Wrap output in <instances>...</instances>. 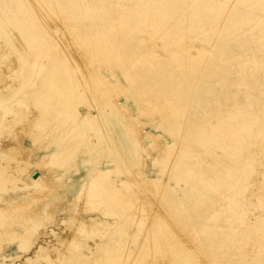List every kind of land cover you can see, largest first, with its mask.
Here are the masks:
<instances>
[{"label": "rangeland", "instance_id": "374dc122", "mask_svg": "<svg viewBox=\"0 0 264 264\" xmlns=\"http://www.w3.org/2000/svg\"><path fill=\"white\" fill-rule=\"evenodd\" d=\"M54 1L63 5L62 13H59L63 19L71 16V10L77 12L85 7L90 10L79 11L80 20L67 24L49 11L48 0H0V33L8 30L10 40H19L20 46L26 49L23 55L29 60L33 59L28 53L30 47L47 42L42 49L41 46L37 48L38 65L33 78L44 68L42 64H48L57 55V61L63 68L56 73L61 75L66 86L70 85L71 78H75L78 92L85 94L79 98L84 100L83 103L79 99L77 102L81 103L79 106L84 115L88 111L87 105L95 104L92 107H97V110L101 107L106 117L102 122L82 129L74 127L73 114L61 111L56 121L46 118L43 131L39 130L34 145L21 130L25 127V116L40 117L34 103L21 100L18 104L9 105L3 113L0 139L8 144L22 131V144L33 150L16 151L21 155L19 165L3 163L8 171L2 173L5 182L0 181V209L16 207L5 215V219L1 217L0 264H47L44 259L28 261L34 248L25 253L18 247L22 238L33 231L32 228L35 229L32 237L37 243L40 240L36 237L47 231V227H50L48 231L59 232L63 239H72L74 226L62 224L60 220L64 215L68 219L97 218L111 224L130 217L127 220L129 226H121L114 237L106 239L108 246L103 252L108 255L114 252L112 254L116 258L128 257V264H264V0H162L161 12L152 16L156 31L138 22L147 15L145 2L148 0ZM103 3L110 5L113 12L99 10ZM45 7L50 8L47 10ZM123 7L131 9L123 11ZM87 15L91 21L86 20ZM166 15L170 18L166 19ZM106 17L115 18V21H104ZM83 25L89 36H95L93 34L103 28L122 30L118 34L120 40L143 39L147 48L169 61L171 56L165 49L167 45L173 51L180 46L191 48L194 56L203 51L206 59H200L190 67L187 61L184 66L170 61L163 64L164 67L148 71L141 68L144 63L131 62L128 67L139 80L127 82L115 55H95L88 44L82 43V34L71 33ZM56 39L66 51L57 52ZM29 42L32 45H28ZM6 43L0 38V57L7 60L4 65L0 58L1 80L4 75H9L7 65L10 63L14 69L20 68L19 54L14 49L7 51ZM84 48L88 51L86 54ZM45 49L48 51L44 55ZM95 73L112 81L115 73L123 87L114 93L115 96L104 94L105 89L102 86L96 88L90 78ZM155 89H160V100L154 97L149 103L150 97L157 92ZM106 95L110 96V101ZM110 102L114 108H123L124 118L118 117L117 108L110 107ZM142 107L148 109L144 115L139 112ZM56 131L59 134L56 135ZM174 144L178 147L172 156L175 159L168 164L164 149ZM66 147L71 149L65 158L53 162L49 156ZM158 160L164 163H156ZM96 170L110 172L105 177L109 186L119 188L122 181L130 179V187L113 196L104 189L105 182L95 185L89 193L94 198L85 201L88 210H98L91 213L90 210L85 211L82 199L77 198L83 194ZM31 176L33 179L42 177L46 187H35L37 185ZM141 177L160 179L161 182L154 184V192H146L135 186ZM84 194L82 196L85 197V191ZM173 198L183 207L177 210L178 213L170 207ZM131 203L136 205V209L129 208ZM165 215L178 217L174 220L176 227L179 223L208 231H177L175 234L170 229L161 228L157 231L161 233V245L156 248L144 246L139 250L136 239L143 227L142 230L146 231V219L149 224ZM32 217L38 219L32 221ZM35 222L43 225L35 228ZM49 223L53 224L47 226ZM131 223L143 224V227L134 229ZM257 224L260 226L255 229ZM215 227L221 230L216 231ZM125 234L129 237H124ZM51 237L48 241L54 247L57 237ZM98 237L97 241L100 240ZM84 240L81 236L76 237L62 261L96 264L92 256H83ZM120 241L125 244L123 247L119 245ZM88 244L94 246V241L88 240ZM124 250L128 252L122 253ZM207 251L212 258L209 259ZM53 252L51 257L58 260ZM4 258L8 261L5 262Z\"/></svg>", "mask_w": 264, "mask_h": 264}, {"label": "bare ground", "instance_id": "6f19581e", "mask_svg": "<svg viewBox=\"0 0 264 264\" xmlns=\"http://www.w3.org/2000/svg\"><path fill=\"white\" fill-rule=\"evenodd\" d=\"M44 1V0H43ZM46 2V1H45ZM95 2V1H94ZM146 3V14L144 18H141V19H138V22L144 26L145 28L146 27H153V29L155 30V26L153 24L154 19L152 16H156L157 14L156 13H159L161 12L162 10V5H163V1L162 0H148ZM42 4V3H41ZM48 6H51V10L49 9V11H52L54 13V15L56 16L57 19H61V21H64L67 22V24L70 22V21H79L81 18L79 15V11L81 10H90L89 7H85V8H79V11L75 12V11H72L71 12L69 11V13L71 14L70 17H67V18H61L59 13H62V7L63 5H60L58 2L54 1L52 2L48 0L47 2ZM71 5V4H70ZM192 5V4H191ZM47 6V5H45ZM97 6V5H96ZM46 8V7H45ZM47 9V8H46ZM47 9V10H48ZM76 9V8H75ZM98 9V8H97ZM123 11H127L129 9H131L130 7H123L121 8ZM66 10V9H65ZM99 10L101 11H112V7L110 5H106V4H102L101 7L99 8ZM167 10V9H166ZM64 11V10H63ZM68 13V11H67ZM105 13V12H104ZM52 14V13H51ZM92 15V14H91ZM96 15V14H95ZM129 15V14H128ZM54 16V17H55ZM88 16V15H87ZM86 17V20H89L91 21L92 18L88 16V18ZM170 15H166V19L170 18L169 17ZM112 17V16H111ZM163 19H161V21L164 20V17H162ZM63 19V20H62ZM85 19V18H84ZM108 19V20H107ZM160 19V18H159ZM43 20V19H42ZM110 20H113L115 21V18H107L104 20V21H110ZM127 20V19H126ZM83 21V20H82ZM94 21V19H93ZM119 21V20H118ZM135 21V20H134ZM42 22V21H41ZM124 22V21H123ZM127 22V21H125ZM63 23V22H62ZM81 23V22H80ZM79 23V24H80ZM87 24V22H85ZM90 23V22H89ZM102 23V22H101ZM117 23V22H116ZM115 23V24H116ZM157 23V22H156ZM127 25H129L128 23H126ZM131 24V23H130ZM162 24V23H161ZM168 24V23H167ZM40 25V24H38ZM97 25V23H96ZM24 26V25H23ZM46 27V25H44ZM65 26V25H64ZM81 26V25H80ZM79 26V27H80ZM92 26V25H91ZM104 26V25H103ZM118 26V25H117ZM36 27V26H35ZM119 27V26H118ZM129 27V26H128ZM136 27V26H134ZM133 27V28H134ZM161 27V26H160ZM132 28V27H131ZM162 28V27H161ZM2 28H0L1 30ZM39 29V28H38ZM72 29V28H71ZM77 30H72L71 33L73 34L74 32H78L80 34H82V37L84 38V40L82 41L83 44H88L90 51L91 53L93 54H99L101 55L102 57H108L110 55H115V60L118 62V66L122 69L123 71V76L124 78L126 79L127 82H131V83H134V82H138L139 80V77L138 75H136L131 69H129L128 65L129 63L132 64L131 62H135V61H138L139 63H144L145 65L144 66H141V68H143V70H147L150 69V68H160V66L162 67L163 64H166L167 62H170V61H174L176 64H178V62H180L181 64H184L186 63L185 61H187L189 67L194 65L196 63V61H199L200 59H206V56L204 54L203 51H199L198 52V56H194L192 53H191V48H188V47H178L177 50H171L170 47L165 46V49L167 52H169L170 56H171V60H167V59H164L162 58L161 56H159L157 53L153 52L152 50H150L149 48H147V46L145 45V41L143 39H133V40H129L128 39L126 40H120L118 37H119V33L120 32H123L122 30L119 31L118 29H107V28H103L100 32L98 33H94L93 35L95 36H89L87 34V30L85 29V25H83L81 28H76ZM164 29V28H163ZM58 30V28H57ZM136 30V29H135ZM152 30V31H154ZM158 30V29H157ZM36 31V29H35ZM133 31V30H132ZM156 31V30H155ZM159 31V30H158ZM169 31V30H168ZM2 32V31H1ZM9 31L7 30L6 32H2L0 33V38L6 40V47L8 48L7 51L9 50H12L14 49L17 54H19V61H20V68L17 69V68H13V63H10L9 65H7V67L10 68V73L8 76L4 75L3 76V79L1 80L0 79V124L2 122V118H3V113H5V111H7L8 107H10L9 105H13L14 103H19L21 100L25 101L26 102H33L35 107L38 109V113L40 115V117L38 119H34L36 118V116H30V115H27V117L25 116L24 118V128H22L21 130L23 132H26V135L27 137H29L31 139V142L32 144H36V141L38 140V137H39V130L42 129L47 121V117L50 118V121H56L57 117L59 116L60 112L61 111H68L70 114H73L74 116V127L76 128H86L92 124H96L97 122H102V118H105L106 116L104 115L105 113H103V110H100L98 109L97 110V107H95V109L92 107L94 106L95 104H90L89 107L86 102L85 104L87 105L88 107V111L85 113H83L82 111V107H80L79 105L81 103H77L78 102V99L79 98H83L84 97V93L83 95L81 94V92H78L76 86L77 84L75 82H77V80L75 78H71V81H72V84L69 82L70 85H65L66 83H64V80L63 78L61 77V75L57 74L60 70H58L59 68L62 67L61 63H59L57 61V58L58 56H54L52 58V60H49L48 64L47 62L42 64V66H44V68L40 71L39 74L36 73L35 77L33 78V73L38 65V63L36 64V60L39 56L36 55V53H39L37 48H40L42 49L43 46L47 43V42H40V44L38 46H35V45H32V43L29 42L28 45H32L29 49V52L30 54H32V57L33 59L32 60H29V59H26L27 57H24V53H26V49L23 47V46H20L19 44V40H10L9 36L10 34L8 33ZM23 34H24V31H21ZM27 32V31H26ZM46 32V31H44ZM49 32H51V30H49ZM125 32V31H124ZM12 33V32H11ZM32 33V32H31ZM131 33V32H130ZM142 33V32H141ZM155 33V32H154ZM122 34V33H121ZM166 34V32H165ZM27 35V34H26ZM46 35H50L48 33H46ZM168 35V34H167ZM33 36V35H32ZM41 36V35H40ZM47 36V38H49ZM29 37V36H27ZM54 37V36H53ZM38 38V36H37ZM42 38V36H41ZM51 38V36H50ZM136 38V37H135ZM9 39V40H8ZM32 39V37H30V40ZM29 40V41H30ZM41 40V39H40ZM43 40V39H42ZM27 40H25L26 42ZM33 41V39H32ZM31 41V42H32ZM28 42V41H27ZM26 42V43H27ZM55 42V41H54ZM58 42V49H57V52H61L62 50L63 51H66V49L64 50L63 47H61L60 43L57 39H56V43ZM167 43V41H165ZM51 43V42H50ZM165 44V43H164ZM57 45V44H56ZM127 45V47L125 46ZM166 45V44H165ZM62 46H64L62 44ZM146 46V47H145ZM53 47V45H52ZM54 48V47H53ZM51 49V48H50ZM46 50L45 49V52H44V55L46 53ZM59 50V51H58ZM48 51V50H47ZM84 51H85V54L86 52H88L86 50V48H84ZM56 52V53H57ZM5 54V53H4ZM51 54V53H50ZM65 54V53H64ZM3 55V52H1V56ZM49 56V54H48ZM47 56V57H48ZM4 57V56H3ZM3 57H0L1 58V63L4 62L3 64L6 65V61L3 60ZM66 57V56H65ZM42 58V57H41ZM51 59V58H50ZM44 61V60H43ZM180 64V65H181ZM205 64V63H204ZM41 65V63L39 64V66ZM199 65V63H198ZM201 65V64H200ZM199 65V66H200ZM203 65V64H202ZM201 65V66H202ZM16 66V65H15ZM182 66V65H181ZM164 67V66H163ZM180 67V66H179ZM203 67V66H202ZM1 68V67H0ZM63 68V67H62ZM186 68V67H185ZM196 68V67H195ZM200 67H198L199 69ZM63 70V69H62ZM110 72L111 71V68L109 69ZM142 70V69H141ZM156 70V69H155ZM190 70V69H189ZM1 71V70H0ZM64 71V70H63ZM62 71V72H63ZM187 71V69H186ZM57 72V73H56ZM79 72V71H78ZM155 72H158V71H155ZM160 72V71H159ZM61 73V72H60ZM161 73V72H160ZM65 74V73H64ZM80 74V73H79ZM99 74V75H98ZM96 74L95 73V77H93L92 79V76H90L91 80L95 83L96 85V88L98 86H102V88H104L105 90H102L105 92L104 94L107 93V95H110L111 97L112 96H115L114 93L116 94L118 90H120V88H122V84H121V81L119 80L118 76L113 73L112 74V79L113 81L110 79V78H107L103 75H101L100 73ZM32 75V76H31ZM63 75V74H62ZM178 75V74H176ZM0 77H1V74H0ZM7 77V78H5ZM75 77V76H74ZM166 77V76H165ZM162 78V77H161ZM7 79V80H6ZM8 79L11 80V82L9 81L8 82ZM30 79V80H28ZM27 80V81H26ZM67 80V78L65 79ZM116 80V81H114ZM155 79H153L154 81ZM167 80V79H166ZM162 81V79H161ZM91 83V82H90ZM94 83H93V87H94ZM155 83V82H154ZM76 84V85H75ZM162 84V83H161ZM155 85V84H154ZM80 86V84H79ZM150 86V85H149ZM172 86V85H171ZM170 86V87H171ZM95 88V89H96ZM177 88V87H176ZM90 89V88H89ZM77 90V91H76ZM97 90V89H96ZM100 90V88H99ZM154 90V89H153ZM157 92H155L150 98L149 100V103L152 102V98L156 97L158 98V100H160V89H155ZM175 90V89H174ZM149 89L146 90V92H148ZM77 92V93H76ZM83 92V91H82ZM103 93V92H101ZM174 93V92H173ZM103 95V94H102ZM106 95V97H108ZM91 96V95H90ZM104 96V95H103ZM109 96V97H110ZM108 97V98H109ZM107 98V100H108ZM80 100V99H79ZM87 100V99H86ZM93 100V99H92ZM82 101V100H80ZM84 101V100H83ZM82 101V103H83ZM109 101H110V98H109ZM112 102V101H111ZM110 102V107H115L114 104H111ZM109 103V102H108ZM89 104V103H88ZM100 105H98V108H99ZM109 106V105H107ZM155 106V105H154ZM93 108V109H92ZM113 108H110L113 110ZM117 108V106H116ZM114 108V110L116 109ZM123 108H117L115 112H117L118 114V117H122L124 118V114L122 115V110ZM126 109V112H127V108ZM124 109V110H125ZM94 110H96V112H94ZM146 111H148L147 107H142L139 112H140V115H144L146 113ZM8 113V112H7ZM114 113V112H113ZM170 113V112H169ZM26 115V114H25ZM119 117V118H120ZM21 119V118H20ZM17 123V122H16ZM17 125V124H16ZM15 125V126H16ZM4 127V126H3ZM75 129V128H74ZM22 131H19V135L16 136V137H13L11 139V141L8 143V144H5L6 142L3 141L4 139H0V181L2 182H5V177L2 175V173L5 174V171H8V167L7 166H4L3 163L6 162L8 164L12 163V162H15L17 163L18 165L21 163V158H20V152H25V151H31L33 149H29V147L27 148L26 146H24L22 144V139H21V132ZM43 131V129H42ZM249 131V130H248ZM71 132V131H70ZM69 132V133H70ZM251 132V131H250ZM248 132V133H250ZM78 133V132H77ZM239 133V131H238ZM55 134H59L58 131L55 132ZM12 136V135H11ZM24 139V138H23ZM61 140L58 141V147L60 146V142ZM63 143V142H62ZM140 145V144H139ZM178 148L177 147V144H174L170 147H166L165 150V153L167 155L166 159H167V163H171V161L175 158L172 159V156H174V152H175V149ZM22 149V151H20ZM71 148L70 147H66V148H60L59 150H57L55 153H53L52 155H50L49 157H51V159L53 160V162H59L61 160H63V158H65V156L68 154V151L70 150ZM16 151H20L19 153H16ZM177 153V152H176ZM182 153V152H180ZM138 154V153H137ZM3 155H5L3 157ZM133 157H134V153H133ZM47 158V156H46ZM156 163H164V161H161V160H158ZM176 163V162H175ZM158 164V165H159ZM156 165V164H155ZM143 166V165H142ZM161 166V165H160ZM156 167V166H155ZM128 169V168H127ZM117 171V170H116ZM38 173V171H37ZM110 172L109 171H104V170H96L95 173L92 175V178L89 180V183H87L86 185V188L83 189L85 191V193L87 194L85 197L82 196L84 194V191L83 194L81 193V196H78L77 199L80 200V198L82 199V206L84 205L85 207V211L87 212L88 210V207H87V204H85V201L86 199H90L91 200V194L90 191L91 189L97 184H100L102 185L106 178L105 177H108V174ZM127 173V172H126ZM9 174V173H8ZM129 175V174H128ZM12 176V174H11ZM40 177V175H37ZM32 178V176H31ZM35 178V177H34ZM142 180L139 181V183L135 184V186L137 188L140 187V189H143L144 191H155V187H154V184L156 183H159V181L161 182L160 179H145L143 177H141ZM33 179V178H32ZM34 180V183L37 185L35 187H39V189L43 188V187H46L45 186V182L43 180V178L41 177L40 179H33ZM130 179L126 180V181H122L120 187H112V186H109V184H107L105 182L104 184V189L107 190V191H110V195H117L118 193H123L124 191L128 190V188L130 187V183H129ZM166 181V180H165ZM180 181V180H179ZM164 182V181H163ZM168 183V182H167ZM234 183V181H233ZM166 184V183H165ZM167 185V184H166ZM233 184L231 183V186ZM164 186V185H163ZM230 186V185H229ZM165 187V186H164ZM163 187V188H164ZM168 187V186H167ZM166 187V188H167ZM165 188V189H166ZM89 189V190H88ZM168 189V188H167ZM173 189V188H171ZM87 190V192H86ZM95 190V189H94ZM93 190V191H94ZM139 190V189H138ZM163 190V189H162ZM143 191V192H144ZM170 192V191H168ZM85 195V194H84ZM96 197V196H95ZM141 197V196H140ZM177 197V196H175ZM94 198V197H93ZM159 198V196H158ZM160 199V198H159ZM94 200V199H93ZM77 202V201H76ZM144 202V201H143ZM87 203V202H86ZM145 203V202H144ZM146 203H149L148 201ZM158 203V202H157ZM180 204L178 201H176V198H173L171 201H170V207L171 209H175L174 212H177L178 209H183V207H181ZM15 204V203H14ZM182 204V203H181ZM93 205V204H92ZM145 205H148V204H145ZM160 205V204H159ZM131 209H136V205L131 203L129 205ZM150 206V205H149ZM148 206V207H149ZM162 206V205H160ZM16 207V206H15ZM13 206V209L15 208ZM83 207V208H84ZM163 207V206H162ZM161 207V208H162ZM147 208V207H146ZM13 209L11 210H7V209H0V221H1V217L5 219V215H7L8 213H11V211H13ZM82 209V208H80ZM151 209V207H150ZM155 208H153V211H154ZM185 209V208H184ZM90 210V211H89ZM88 211L93 213V212H96L98 210L96 209H92L90 208ZM145 210V209H144ZM152 210V209H151ZM161 210H164V209H161ZM143 211V209H142ZM152 212V211H151ZM157 212V211H156ZM165 212V210H164ZM173 212V213H174ZM178 213V212H177ZM181 213V212H180ZM186 213V211H185ZM98 214V213H97ZM158 214V213H157ZM104 215H107L106 213H104ZM183 215V214H182ZM181 215V217H183ZM65 217V215H64ZM62 217V220H60L62 222V224H64L65 226L70 223L68 226H74L73 228V232L75 231V234L74 236H72V239L70 237V239H63V237H61L59 234V232H56L55 230H49L51 231V233L48 231V229L50 227H47V231H44V233H39V235L36 237L37 240H40L38 243L37 242H34L33 240V233H35V229H33V231H30L29 234L25 237L22 238L21 240V244L20 246L18 247L21 252H25V253H28V252H31L30 250L34 248V251L32 253L31 256H28V261H31V262H36V261H39V259H44L47 264H71L69 261H65L62 259L65 258V255H67V253H69L70 249L69 247L71 245H73L74 243V240L76 237L78 236H81L83 239H85V243H84V257L88 258L89 256H92L93 258V261H95L96 264H116L117 262L119 263H123V264H128L129 261V258L128 257H120V258H116L115 255H113L112 252L111 255H108V254H104L105 253V248L108 246L105 242H106V239L107 238H111V237H114L115 236V232L119 230V228L123 225H128V222L127 220L130 219V217H126V220L123 221H118L116 222L115 224H111V223H108V222H102L100 220H98L97 218H90V219H85V218H79V219H75L72 217L71 218H64ZM152 217V216H151ZM176 215L174 216H171L169 215V217H167L166 215L164 217H161L160 216V219L159 220H154L152 221L151 223L149 222V224H147V220L146 219V223H145V219H143V223H145L147 226H146V231H143L144 227H143V224H137V223H131V227H133L134 229H139L140 227L143 229H141V232H140V235H138L137 239H136V242L138 245V249L141 250V248H143L144 246H148L150 248H156L158 247L159 245H161V233H158L157 231H160L161 228H167V229H170L171 231H173L175 234H177V231H198V230H201V231H208V229H203V228H195L193 225L192 226H187L184 225V224H176L178 225L177 227L175 226L174 224V220H176ZM104 218V217H103ZM140 218V217H138ZM148 218V217H146ZM159 218V216H158ZM34 219H38L37 217H32L31 220L33 221ZM67 219H68V222H67ZM178 219V217H177ZM35 221V220H34ZM138 221V220H137ZM2 222V221H1ZM130 223V222H129ZM51 223L49 224H46L47 226L50 225ZM53 224V223H52ZM51 224V225H52ZM60 224V223H59ZM40 225H43L41 223H37L35 222L34 223V227L35 228H38ZM149 225V227H148ZM180 225V226H179ZM28 226V225H26ZM129 226V225H128ZM255 226V229L258 228L260 225L257 224V225H254ZM124 227V226H123ZM71 228V229H72ZM69 229V228H68ZM37 230V229H36ZM39 230V229H38ZM64 230V229H62ZM215 230L216 231H220L221 229L218 228V227H215ZM214 230V231H215ZM140 231V230H139ZM62 232V231H61ZM143 232V234H141ZM59 233V234H58ZM183 233V232H181ZM53 235L54 237H57V245L52 247L50 246V243L48 240H49V236L50 238H53L51 237V235ZM72 234V233H71ZM184 234V233H183ZM192 234V233H191ZM46 235H48V237H46ZM99 236V237H98ZM132 236V235H131ZM177 236V235H176ZM96 237L100 238L99 241L96 240ZM124 237H129V234H125ZM182 239V238H181ZM51 240V239H50ZM88 240H92L94 241V246H92L91 244H88ZM180 240V239H179ZM184 240V239H183ZM52 241V240H51ZM182 241V240H181ZM196 241V240H195ZM56 243V242H55ZM70 243V244H69ZM76 243V241H75ZM120 246L123 247L125 244H123L122 241L119 242ZM183 244V242H181ZM136 244V243H135ZM52 245H54V243H52ZM77 245V244H76ZM180 245V244H179ZM185 245V244H184ZM203 243L201 242L200 246H202ZM52 247V248H51ZM75 247V246H74ZM182 247V245H181ZM205 247H206V244H205ZM64 248V249H63ZM73 248V247H72ZM78 248V246L76 247ZM137 247H135L136 249ZM204 249V247H202ZM211 248V247H210ZM137 249V251H138ZM189 250V248H188ZM54 251V252H53ZM135 251V250H133ZM152 251V250H151ZM154 251V250H153ZM20 252V251H19ZM51 252H53V254L57 255V258L58 260L54 259L51 257ZM104 252V253H103ZM128 250H124L122 253H127ZM110 253V252H108ZM136 253V252H135ZM165 253V252H164ZM186 253V252H185ZM194 253V252H193ZM192 253V254H193ZM103 254V255H102ZM121 254V253H120ZM74 255V254H73ZM194 255V254H193ZM207 255L210 258H212L210 256V253L207 251ZM64 257V258H63ZM71 257V256H70ZM139 257V256H138ZM145 257V256H144ZM56 258V257H55ZM91 258V260H92ZM133 258V257H132ZM68 259V258H66ZM128 259V260H127ZM40 260V261H41ZM83 260V259H82ZM133 260V259H132ZM177 260V259H176ZM4 261L7 262L8 260L6 258H4ZM65 261V262H64ZM136 262V260H133ZM132 261V262H133ZM255 261V260H254ZM253 261V262H254ZM90 263V261H89ZM141 263V261H140ZM87 264V263H86ZM130 264V263H129ZM133 264H136V263H133ZM183 264V263H182ZM247 264H252V262H249Z\"/></svg>", "mask_w": 264, "mask_h": 264}]
</instances>
